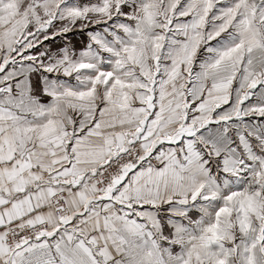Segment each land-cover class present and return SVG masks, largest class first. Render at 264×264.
<instances>
[{
	"label": "snow or ice",
	"instance_id": "obj_1",
	"mask_svg": "<svg viewBox=\"0 0 264 264\" xmlns=\"http://www.w3.org/2000/svg\"><path fill=\"white\" fill-rule=\"evenodd\" d=\"M0 264H264V0H0Z\"/></svg>",
	"mask_w": 264,
	"mask_h": 264
},
{
	"label": "rangeland",
	"instance_id": "obj_2",
	"mask_svg": "<svg viewBox=\"0 0 264 264\" xmlns=\"http://www.w3.org/2000/svg\"><path fill=\"white\" fill-rule=\"evenodd\" d=\"M77 39H81L80 37H77ZM58 43H59V41H58Z\"/></svg>",
	"mask_w": 264,
	"mask_h": 264
}]
</instances>
